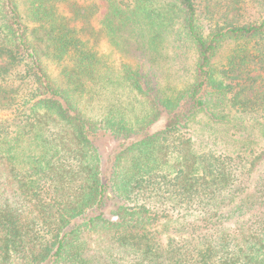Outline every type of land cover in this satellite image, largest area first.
<instances>
[{
	"label": "trees",
	"instance_id": "trees-1",
	"mask_svg": "<svg viewBox=\"0 0 264 264\" xmlns=\"http://www.w3.org/2000/svg\"><path fill=\"white\" fill-rule=\"evenodd\" d=\"M0 264H264V0H0Z\"/></svg>",
	"mask_w": 264,
	"mask_h": 264
},
{
	"label": "rangeland",
	"instance_id": "rangeland-1",
	"mask_svg": "<svg viewBox=\"0 0 264 264\" xmlns=\"http://www.w3.org/2000/svg\"><path fill=\"white\" fill-rule=\"evenodd\" d=\"M80 25L83 28V32L86 38L96 42V49L101 54L110 55L112 53V55H114L115 58L120 57L114 54L113 49L110 48L106 39L103 36H100L98 31L99 27L96 20L90 19V21H86L84 22V24L82 23ZM225 54H226V50H223L219 58H223ZM176 60L177 59L174 58L172 51L168 50L162 55L157 56L155 62V69L153 70L159 78L176 80L180 77H185V75H183L184 66L181 64L180 61H176ZM188 64H190L189 61ZM48 66L53 78L56 81L61 82L60 72L57 66L52 64ZM194 125L195 126L193 130L196 139L198 140V144L200 145L199 147H201L200 150L208 149L209 148L208 146L212 144V140H214L215 138V134L209 129V126L211 125L208 123V121L205 118H200L198 121H196ZM165 126H166V118H163L155 125L154 130L163 129ZM113 145L114 144L112 142L105 141L103 143V151L105 152V149L107 150L111 148Z\"/></svg>",
	"mask_w": 264,
	"mask_h": 264
}]
</instances>
